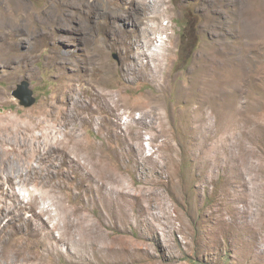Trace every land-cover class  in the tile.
I'll return each instance as SVG.
<instances>
[{
    "label": "rangeland",
    "instance_id": "rangeland-1",
    "mask_svg": "<svg viewBox=\"0 0 264 264\" xmlns=\"http://www.w3.org/2000/svg\"><path fill=\"white\" fill-rule=\"evenodd\" d=\"M161 1L0 0V153H51L33 184L1 188L0 214L7 189L24 198L46 177L35 212L79 207L93 228L59 241L51 219L30 240L42 264H264V0Z\"/></svg>",
    "mask_w": 264,
    "mask_h": 264
},
{
    "label": "bare ground",
    "instance_id": "bare-ground-1",
    "mask_svg": "<svg viewBox=\"0 0 264 264\" xmlns=\"http://www.w3.org/2000/svg\"><path fill=\"white\" fill-rule=\"evenodd\" d=\"M160 2H162V1L160 0ZM131 5L139 10V8H138L139 3L132 1L130 6ZM139 11H141V10H139ZM137 21H138L139 26L144 24L143 18H139ZM154 21H155L154 19L151 20V22H154ZM141 35L144 37V40L140 42L142 44V48H141L142 51H141L140 55L144 56V55H148V52L145 50V48H146V46L148 47V45L150 44V40H149L150 34L149 33L147 34L146 31L143 29L140 32V36ZM131 42H132V44H134V46H137V44H136L137 38H134ZM132 44H130V46ZM147 66H149V64H147ZM145 67H146V65H145ZM149 69H151V68H149ZM70 86H72V85H70ZM77 90L78 89H76L75 87H72L67 94L68 99H69V103H70V107L75 106L76 109L78 107V104H80L79 101L78 100L76 101V99L74 98V95L76 94L75 92ZM78 92L79 91H77V93ZM94 95L96 96L95 102H99L103 108L110 109L114 112L118 108L117 105H118L119 100H120L119 95L114 94L115 96H109L104 92V89L101 86H98L97 88H95V94ZM109 99H111V101L114 100L115 104L112 105V103ZM121 102H122V100H121ZM91 107H92L91 104L87 105V109L90 110L92 113H95L96 109H93ZM82 108H84V107L82 106ZM66 112H67V109H66L65 113ZM66 117H67L68 122L75 120L74 116H71L69 111L67 112ZM85 117H87V116H85ZM115 118H117V117L115 116ZM94 119H96V118H94ZM87 121H91V119H87ZM112 122H113V119H110L109 123H112ZM22 144L23 143H20L18 145L20 148H22V149H20V151L18 153L14 149L8 150V151H2L0 153V190L6 184H12V185L13 184L14 185H18V184L30 185V184H33L32 183V176H33V178L35 176H38V179H40L41 178V175H40L41 172L43 173L44 171H46L44 166H46V164H49L48 161L51 160V159H49V157H51V153L49 151H47V149H44L43 146L38 144L36 141L31 142L32 146L27 145L28 150H25L26 149L25 144H23V147L25 149L22 147ZM57 153H61V152H57ZM10 154H13V156L17 155L18 158L21 159L20 160L21 165L24 169H22L20 171H16V172L11 169L13 167L12 166L13 164L10 161V157H11ZM33 163H35V165ZM3 166H4V168H1ZM47 171H48V168H47ZM17 180H18V182H17ZM36 180H37V178H36ZM104 180L113 181V176L111 174H108L106 176V179H103V181ZM102 186H103V184L101 186H99L98 189L100 190V188ZM49 187H54V186H50V183L47 180V178L43 177V180H41V182L34 184V187L32 190L25 192V194H27V195L24 196V198H20L18 195H15V193L9 192L10 189H7L8 195L11 198V199L10 198L9 199L13 202L12 205L14 206V209H11L10 206L4 205V203L1 204V206H2L1 209L4 210V212H2L0 214V264H34L35 261L37 262V264H42V260L40 258L41 255L39 256V255L35 254V252L33 253L34 248H33L32 243L30 242V240L39 238L41 232H45L44 237L46 239H49L52 230H50L49 232L47 230L50 228L49 224H50L51 219H56V221H57L52 226V229L61 230L59 241H63L65 235H68L69 237H74V233L77 229H82L85 233H88L89 231L93 230V228L91 227L89 222L85 223V221H86L85 218L80 217L78 215L79 214L78 212L81 209L79 207L77 208L74 206L71 209L69 208L70 211L68 213L66 212L65 216H63L64 213L62 215L60 212H58L57 211L58 209H55L56 213H54V210H51L47 206H43L42 208H40V212L36 213L35 208H34L36 206L35 204L37 203L38 198L43 199L48 194V192L46 190ZM7 190H6V192H7ZM96 190H97V188H96ZM97 192H99V191H97ZM4 195H5V193H4ZM55 205L53 203V204L48 205V206L54 207ZM4 206H6V208H4ZM59 208H61V207H59ZM23 210H29L30 212L33 213V215L28 216L27 218H24L22 215V212H21ZM52 211L54 214L51 215L50 217H48L47 219H45V216L49 215V213ZM14 219H18L21 222H19L20 223L19 225H15L14 231L8 232L6 230V225H2V222L4 220H7V224L17 223ZM17 235H22L25 238H23L22 240H20V239L16 240L15 237ZM53 249H54V247H52V248L46 247L45 254L50 255V252ZM45 254H43V255H45Z\"/></svg>",
    "mask_w": 264,
    "mask_h": 264
},
{
    "label": "water",
    "instance_id": "water-1",
    "mask_svg": "<svg viewBox=\"0 0 264 264\" xmlns=\"http://www.w3.org/2000/svg\"><path fill=\"white\" fill-rule=\"evenodd\" d=\"M12 95L19 100L24 107H29L35 103L33 92L30 90L29 83L26 81H22L17 85V88L13 91Z\"/></svg>",
    "mask_w": 264,
    "mask_h": 264
},
{
    "label": "clouds",
    "instance_id": "clouds-1",
    "mask_svg": "<svg viewBox=\"0 0 264 264\" xmlns=\"http://www.w3.org/2000/svg\"><path fill=\"white\" fill-rule=\"evenodd\" d=\"M159 36V35H158ZM161 39H162V35H161ZM158 43H162V40L161 41H158Z\"/></svg>",
    "mask_w": 264,
    "mask_h": 264
}]
</instances>
